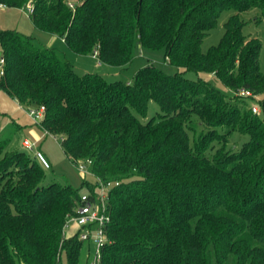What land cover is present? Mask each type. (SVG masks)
Segmentation results:
<instances>
[{
    "label": "trees",
    "instance_id": "trees-1",
    "mask_svg": "<svg viewBox=\"0 0 264 264\" xmlns=\"http://www.w3.org/2000/svg\"><path fill=\"white\" fill-rule=\"evenodd\" d=\"M28 3L35 28L100 65L127 68L139 45L162 48L176 69L147 62L131 81L107 80L77 72L34 36L0 30V89L44 105L41 126L57 133L71 162L118 182L99 264H264V98L263 117L250 104L264 92V71L260 42L244 34L240 16L257 9L255 21L264 19V0H0ZM224 10L232 13L223 34L202 51ZM189 72L214 74L232 94ZM152 102L159 110L148 117ZM9 141L0 138V264H62L63 256L78 264L84 241L64 228L80 190L45 180L51 166Z\"/></svg>",
    "mask_w": 264,
    "mask_h": 264
},
{
    "label": "rangeland",
    "instance_id": "rangeland-1",
    "mask_svg": "<svg viewBox=\"0 0 264 264\" xmlns=\"http://www.w3.org/2000/svg\"><path fill=\"white\" fill-rule=\"evenodd\" d=\"M77 0H69L73 3ZM73 8V4H69ZM231 10H224L220 13L216 24L208 31L200 48L206 51L210 46L218 43L224 31V22L231 14ZM241 18L246 21L243 27V32L247 36H256L261 45L259 67L264 71V19L255 21L258 18L259 12L257 9H251L240 13ZM0 30H13L25 35H31L37 38L42 44L49 48L60 49L65 52L66 57L72 62L77 72H94L103 75L107 80H127L131 81L135 72L147 62H153L158 67L162 68L166 73L176 71L175 67L169 64L164 57L162 48L149 49L145 47H136L135 56L129 66L125 69L119 67L102 64L91 54H78L70 50L64 41L57 35L35 28L29 17L27 6L7 7L0 5ZM2 57V49L0 46V58ZM203 79L211 81L220 91L226 94H232L231 90L222 83L219 78L212 73L199 72L197 74ZM195 73H187V77L196 78ZM264 98V92L257 94L256 97L250 100L251 105H256L259 109L258 114L263 117L257 103ZM36 106V104L30 105ZM27 104H19L11 98L5 91L0 89V138L10 137L8 148H21L20 142L27 139L35 142L32 150L25 149L29 155H34L37 149H40L48 158L50 168L46 169V179L56 178L61 182H67L73 188L79 189L80 193H88L89 188L86 184H82L83 180L94 183L96 178L89 172L88 164L84 163L83 169L72 163L69 157L65 154L61 146L60 138L57 133H53L46 129L48 133L43 135L42 128L31 120L26 110ZM159 108L155 103H151L148 110V117L155 115ZM78 226L75 223H70L64 228L66 236L73 234ZM94 253V245L83 242L80 247L78 264H90ZM62 264H66L65 256L62 258Z\"/></svg>",
    "mask_w": 264,
    "mask_h": 264
},
{
    "label": "built area",
    "instance_id": "built-area-1",
    "mask_svg": "<svg viewBox=\"0 0 264 264\" xmlns=\"http://www.w3.org/2000/svg\"><path fill=\"white\" fill-rule=\"evenodd\" d=\"M32 9V4L28 3V13H30ZM3 62L4 59L1 57L0 76L3 73ZM235 93L241 97H249L254 95L250 90L245 88H240L235 91ZM251 109L254 113L259 111L256 105H252ZM26 110L31 120H33L35 124L42 127L41 121L45 112L44 105L29 106L26 107ZM42 130L43 135L48 134V131H46L43 127ZM21 144L23 148L32 150L35 142L23 139ZM34 156L44 168L50 167L48 158L40 149L35 151ZM76 165H78L80 169H83L84 162H79ZM117 184L118 182L115 181H105L100 178H96L94 182V188L90 189L88 193H83L80 195L78 204L74 209V214L68 218L65 224V227H67L70 223L77 224L79 239L87 242L88 244L92 243L94 245L93 257L90 261L91 264H99L101 250L107 241L106 226L111 220L110 214L108 212L109 190Z\"/></svg>",
    "mask_w": 264,
    "mask_h": 264
},
{
    "label": "crops",
    "instance_id": "crops-1",
    "mask_svg": "<svg viewBox=\"0 0 264 264\" xmlns=\"http://www.w3.org/2000/svg\"><path fill=\"white\" fill-rule=\"evenodd\" d=\"M15 100V99H14ZM16 101V100H15ZM16 102H18V101H16ZM19 103V102H18ZM20 104V103H19ZM40 140V137H38V139L36 140V141H39ZM35 141V142H36ZM21 142H22V140H21ZM21 142H20V146L22 147V144H21ZM23 148V147H22Z\"/></svg>",
    "mask_w": 264,
    "mask_h": 264
}]
</instances>
